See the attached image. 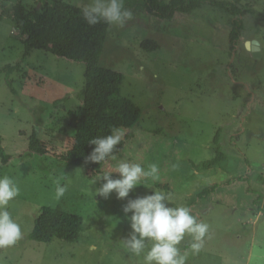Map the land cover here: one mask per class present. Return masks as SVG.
I'll list each match as a JSON object with an SVG mask.
<instances>
[{
	"label": "rangeland",
	"instance_id": "374dc122",
	"mask_svg": "<svg viewBox=\"0 0 264 264\" xmlns=\"http://www.w3.org/2000/svg\"><path fill=\"white\" fill-rule=\"evenodd\" d=\"M17 1L0 0V12L5 11L0 70L20 65L9 77L11 88L0 74L1 147L13 158L5 166L0 163V176L13 178L20 189L8 210L22 236L13 246L0 248V264H143V257L129 252L122 241L131 231V213L126 216L122 208L128 199L152 191L164 192L169 206H186L209 226L203 248L195 255L189 252L186 264H264V0L240 1L243 30L231 47V17L218 8L203 5L191 14L159 20L145 12L141 0H124L133 17L123 27L109 26L98 65L122 74L120 96L140 110V119L133 139L116 160L110 159L102 175L119 178L114 172L120 161L139 163L145 170L155 163L160 170L157 180L142 178L124 199L115 193L107 199L94 196L102 179L93 184L80 168L26 153L33 134L54 150L69 147L73 131L66 111L81 106L85 68L41 51L21 62L24 37L9 14ZM46 2L81 9V0ZM22 3L31 10L36 0ZM149 39L158 44L157 51L140 48ZM251 40L259 42V60L244 49V42ZM218 129L226 163L195 169L193 164L215 156L212 144ZM239 176L248 179L250 194L244 184H237L221 185L218 199L197 197L205 183L222 184ZM57 181L67 186L59 200ZM44 207L82 218L76 242L52 239L39 244L29 239ZM190 240L186 236L181 242L182 251Z\"/></svg>",
	"mask_w": 264,
	"mask_h": 264
},
{
	"label": "trees",
	"instance_id": "16d2710c",
	"mask_svg": "<svg viewBox=\"0 0 264 264\" xmlns=\"http://www.w3.org/2000/svg\"><path fill=\"white\" fill-rule=\"evenodd\" d=\"M23 0H18L9 12L15 27L23 35L24 62L33 51H41L57 59L69 63L82 64L85 68L84 86L80 93L81 106L75 110L66 111L68 127L73 131L69 147L64 151L52 149L48 143L37 139L33 134L26 148V153L37 158L51 157L68 167L80 168L88 179H96L102 175L104 167L110 161L101 164L86 161L94 145L89 140L95 137L106 136L113 128L122 129L124 137L117 145L115 155L119 154L125 144L134 137V130L140 119V110L132 102L120 96V86L123 82L122 74L98 65V59L109 26L103 22L89 26L83 19L81 9L66 3L54 2L48 4L46 0H36L35 7L26 9ZM145 12L159 20H171L175 15H188L200 9L203 5L218 8L231 17L228 45L231 47L239 38L243 30L241 17L244 14L239 7L241 0L232 2L215 0H141ZM38 4L42 7L39 8ZM5 17V11L0 12V23ZM146 53L159 49L153 40H143L139 44ZM232 49V48H230ZM19 63L15 66H5L0 70L4 74L6 85L11 88L10 75L19 71ZM65 99L56 102L60 104ZM221 130L218 129L213 138V151L215 156L193 167L198 170H209L214 166L221 167L226 163V156L219 148ZM16 157H22L17 155ZM13 158L7 155L1 147L0 163L5 166ZM244 184L246 193L250 194L246 177L229 179L222 184L207 182L202 185L197 197L205 200L212 196L220 197L217 189L221 186H234ZM166 189V186H163ZM83 228L80 216L64 211L59 207H44L34 221L29 239L35 243L48 244L52 239L73 243L78 240Z\"/></svg>",
	"mask_w": 264,
	"mask_h": 264
},
{
	"label": "clouds",
	"instance_id": "9594fccd",
	"mask_svg": "<svg viewBox=\"0 0 264 264\" xmlns=\"http://www.w3.org/2000/svg\"><path fill=\"white\" fill-rule=\"evenodd\" d=\"M81 14L89 26L103 22L112 27H123L131 20L133 13L124 7V0H81ZM124 137L122 129L113 128L106 136L89 140L94 145L86 161L101 164L109 159L116 160L117 145ZM159 166L148 165L145 170L139 163L120 161L112 178V173H104L92 181L104 182L94 191V196L107 199L115 193L117 199H124L138 185L142 178H159ZM67 191V186L56 182L55 198L59 200ZM20 194L13 178L0 176V248L13 246L22 236L21 226L8 210L10 201ZM169 197L162 191L128 199L122 211L127 216L130 229L128 236L122 239L125 247L133 255L143 257V264H186L189 252L195 255L203 248L208 224L199 221L186 206H169ZM191 238L187 250L182 251L180 244L185 237ZM150 247H147L148 244ZM147 248V250H146Z\"/></svg>",
	"mask_w": 264,
	"mask_h": 264
},
{
	"label": "water",
	"instance_id": "95a60500",
	"mask_svg": "<svg viewBox=\"0 0 264 264\" xmlns=\"http://www.w3.org/2000/svg\"><path fill=\"white\" fill-rule=\"evenodd\" d=\"M39 7V4H38ZM244 49L251 54L254 59H261V50L259 42L256 40L244 42Z\"/></svg>",
	"mask_w": 264,
	"mask_h": 264
},
{
	"label": "crops",
	"instance_id": "0c3cea01",
	"mask_svg": "<svg viewBox=\"0 0 264 264\" xmlns=\"http://www.w3.org/2000/svg\"><path fill=\"white\" fill-rule=\"evenodd\" d=\"M3 19H4V18H3ZM141 42H142V41H141ZM141 42H140V43H141ZM140 43H139V44H140Z\"/></svg>",
	"mask_w": 264,
	"mask_h": 264
}]
</instances>
